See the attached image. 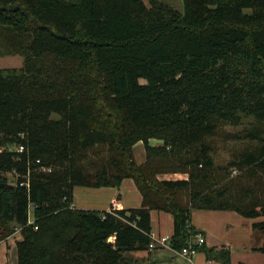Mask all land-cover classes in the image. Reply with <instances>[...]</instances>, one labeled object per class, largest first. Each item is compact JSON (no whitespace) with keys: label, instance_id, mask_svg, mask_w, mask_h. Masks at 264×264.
<instances>
[{"label":"trees","instance_id":"obj_1","mask_svg":"<svg viewBox=\"0 0 264 264\" xmlns=\"http://www.w3.org/2000/svg\"><path fill=\"white\" fill-rule=\"evenodd\" d=\"M0 41L24 56L0 68V147L25 146L0 151V242L21 229L19 264H140L152 209L174 216L176 249L194 209L264 215V0H0ZM227 124L254 144L233 177L208 139ZM125 178L141 207L72 205L76 186ZM195 248L232 264L227 248Z\"/></svg>","mask_w":264,"mask_h":264},{"label":"crops","instance_id":"obj_2","mask_svg":"<svg viewBox=\"0 0 264 264\" xmlns=\"http://www.w3.org/2000/svg\"><path fill=\"white\" fill-rule=\"evenodd\" d=\"M161 141L154 145L151 139L150 144L156 146ZM142 143L140 141L136 145H143L145 150ZM177 174L166 173L160 178L188 179L178 178L175 176ZM142 204L143 195L136 182L132 178H125L118 186H76L72 205L78 209L110 210L138 208ZM258 221H264V216L248 218L233 210L194 209L191 217L193 229L204 232L207 246L230 250L232 264H264V252L258 249L263 237L254 228V223ZM151 226L158 235L173 236L174 216L164 210L152 209ZM134 255L142 260L140 264H222L218 260L208 259L202 251H198L192 261L166 248L134 251Z\"/></svg>","mask_w":264,"mask_h":264},{"label":"rangeland","instance_id":"obj_3","mask_svg":"<svg viewBox=\"0 0 264 264\" xmlns=\"http://www.w3.org/2000/svg\"><path fill=\"white\" fill-rule=\"evenodd\" d=\"M164 1L176 7L179 10H183V0H164ZM147 3L149 4L148 1ZM23 64H24V56L22 54H17V53L14 54L8 53L6 51V48L3 47L0 41V68L21 67ZM239 130L240 128L233 127L232 125H228V124L222 125L218 133L208 138L213 146V150L211 153L214 157V161L217 166V169H219L220 171L224 169L225 172H227L228 176L230 177L236 176V174L240 172L236 168L232 169L231 167H229L230 162L232 160H235L237 157H239V155L242 152H244L247 148L253 149L254 147V144H250L248 140H243L238 136H236ZM160 141L157 138H154L152 139V144L155 145L157 142ZM162 143L163 141H161V144ZM142 144H144V142ZM19 145L20 144H16V143L8 144L7 147L6 146L0 147V151L1 150L15 151L17 150V147ZM134 153L137 162L147 157L146 148L144 150L143 145L134 146ZM219 170H216V172ZM8 176L13 183L17 182L16 172L14 171L10 172ZM175 176H177L178 178H184V177H188L189 175L184 172V173H179ZM160 177L161 174L159 175V178ZM257 232L264 238V232L262 230L257 229ZM22 238L23 236L21 233V229H17L8 238L0 242V264H19L17 243Z\"/></svg>","mask_w":264,"mask_h":264},{"label":"built area","instance_id":"obj_4","mask_svg":"<svg viewBox=\"0 0 264 264\" xmlns=\"http://www.w3.org/2000/svg\"><path fill=\"white\" fill-rule=\"evenodd\" d=\"M25 146L23 144H20L17 147V151H24ZM38 164H41V160H37ZM41 170L43 171H51L52 167L48 166H41ZM237 171V170H234ZM22 185L24 184H29L28 181H22L20 182ZM30 213V219L29 223H33L34 218ZM38 228V227H36ZM189 230H190V237L187 241V244L182 247L181 249H176L173 244H172V236L171 235H158L155 232L151 231L149 232V236L151 237V242L149 244V247L147 250H153L156 248H166V249H171L177 252L179 255H182L189 261H192L193 256L198 252V250L195 248L196 245H203L206 244V236L203 231L199 230H194L192 228V224L189 225Z\"/></svg>","mask_w":264,"mask_h":264}]
</instances>
